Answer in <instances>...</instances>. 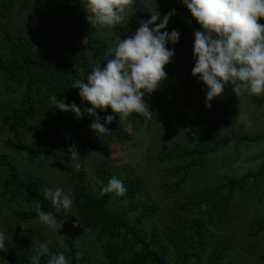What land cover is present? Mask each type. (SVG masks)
I'll return each instance as SVG.
<instances>
[{"label": "trees", "instance_id": "obj_1", "mask_svg": "<svg viewBox=\"0 0 264 264\" xmlns=\"http://www.w3.org/2000/svg\"><path fill=\"white\" fill-rule=\"evenodd\" d=\"M76 1L23 0V4L59 6ZM131 3L140 16V22L148 20L146 9L140 0H130L125 7ZM158 3L166 13L175 9L176 13L184 15L185 19L181 23L184 34L187 39L194 40L193 32L200 26L180 0H158ZM12 5L13 0H0L5 19L13 15ZM84 8L78 6L72 10ZM258 23L264 25V18L259 19ZM121 24L114 27L119 29ZM105 28L106 26H93L87 22L82 29L83 39L80 42H67L60 54L42 47L33 36L24 32L12 29L3 31L4 46L0 49V126L10 132L19 148L24 149L27 132L35 123L38 125V134L30 149L32 162L36 163L43 155H50L54 151L52 141L57 129H61L62 135L66 137L81 136L94 121L86 111L91 105L82 101L79 89L72 86L77 79L86 80L93 65H102L110 58L112 38L104 35ZM167 47L170 49L168 44ZM164 70L167 78L154 93L145 94V102L150 105L153 114L162 106L160 91H170L176 83L172 60L165 65ZM198 84L201 88L195 96L201 98L206 90L202 82ZM233 87L231 83H227L222 97H234ZM53 95L64 99L66 103H75L81 107L83 117L75 119L73 113L56 109L49 99ZM252 101L263 107L264 95H253ZM97 111L104 118L112 110L108 108L106 111ZM129 118L141 125L146 123L145 118L139 114L134 113ZM107 127L119 141L131 138L130 132L117 120ZM178 132L181 135L180 141L159 149L161 163L170 164L167 170L178 177L173 185L177 190L188 181L192 173L205 167L208 158L241 140L235 135L234 129L226 131L221 120L210 115H190L186 111H181ZM111 134H103V143L106 137L111 138ZM77 168H69L71 192L74 196L72 208L80 225L96 238L107 264H203L205 260L207 264H235L228 260L231 250L229 242L212 245L209 226L214 215H220V203L230 207L237 189L252 190L264 175L263 165L256 173L230 178L226 182L205 188L197 196L187 198L181 204L182 214L173 216L165 224L163 238H160L154 228L147 231L145 227L146 222L157 213V208L135 202L144 190L142 179L128 170L127 175L122 176L119 170L110 166L109 161L102 160L95 171L96 188L88 166L82 164ZM112 176L123 180L127 189L124 196L101 194L102 186ZM35 179L37 178L23 175L15 159L4 152L0 153V193L7 211H11L16 219L24 223L40 222L34 207L39 202L42 210L52 212L63 223L60 229L61 244L53 246L48 243L50 251L63 252L70 257V264H96L91 253L92 246L83 241V233L73 224V214L70 210L68 211L72 216L64 209L57 210L50 200L45 199L44 190ZM255 225L254 235L264 231V217ZM30 240L37 243H31ZM41 243L46 242L29 232L22 235L7 234V252H0V264H31L30 257ZM45 260L46 258H42L41 264H45Z\"/></svg>", "mask_w": 264, "mask_h": 264}, {"label": "rangeland", "instance_id": "obj_2", "mask_svg": "<svg viewBox=\"0 0 264 264\" xmlns=\"http://www.w3.org/2000/svg\"><path fill=\"white\" fill-rule=\"evenodd\" d=\"M86 2L87 0H77L59 6H24L23 0H13V15L6 19L0 7V49L4 46L3 31L12 29L33 36L42 47L60 54L67 42H80L83 39L82 29L87 24L86 12L84 9H72L86 7ZM140 3L146 9L147 19H150L149 12L157 8L161 16L166 14L161 10L158 0H140ZM134 9L133 3L125 7V19L121 28H105L104 35L112 38L110 50L115 47L117 35L126 39L134 35L140 26V16ZM184 19L183 14L176 13L170 18L166 29L169 32L175 29L180 33L178 43H168L170 49L175 51L172 62L176 71V83L170 91H160L162 106L154 114V118H145L144 125L133 122L129 117L120 122L130 132L129 140L119 141L111 134L110 139L106 137L105 146L103 134L97 135L90 128L81 136L72 137L62 135L61 129H57L52 141L54 151L50 155L46 153L35 163L31 160L30 149L35 143L38 125L35 123L27 132L24 149L19 148L10 132L0 126V153L4 152L15 159L23 175L37 178L35 180L39 182L42 190H45L43 186L46 189L60 186L65 191L71 190L69 168L78 169L77 164L88 166L89 175L96 188L95 171L102 160L109 161L110 166L119 170L122 176L127 175L128 170L144 182V190L135 202L157 208V213L146 222L145 227L147 231L154 228L160 238H163L165 224L173 216L182 214L181 204L187 198L197 196L205 188L216 186L230 178L256 173L264 165V106L259 107L253 103V95L246 93L232 98H215L211 101L210 108L205 106L206 94L201 98L195 96L201 86L198 78L191 74L194 67V40L187 39L184 34L181 24ZM181 111L190 115L213 116L223 122L226 131L234 129L235 135L241 140L218 155L208 158L205 167L192 173L188 181L177 190L173 185L178 177L167 170L170 164L161 163L159 149L165 145L172 146L181 140L178 132ZM98 115L103 123V115ZM110 115H116L115 120L119 121L118 114L111 111ZM73 144L80 160L71 161L67 152L68 147ZM4 202L0 193V231L10 235L29 232L53 246L61 244V230L50 229L41 222H21L11 211H7ZM219 210L220 215L215 214L209 226L212 245L229 242L231 250L228 260L235 264H264V231L253 234L256 230L255 223L264 217V175L252 190L237 189L232 205L227 207L220 203ZM65 212L73 214V224L83 233V241L92 246L91 253L96 264H107L96 238L80 225L73 208L70 209L71 213L68 210ZM30 242L37 243L32 240ZM203 264H207L206 260Z\"/></svg>", "mask_w": 264, "mask_h": 264}, {"label": "clouds", "instance_id": "obj_3", "mask_svg": "<svg viewBox=\"0 0 264 264\" xmlns=\"http://www.w3.org/2000/svg\"><path fill=\"white\" fill-rule=\"evenodd\" d=\"M130 0H87L85 12L90 25L114 27L125 17V5ZM191 17L200 26L194 30L192 76L205 86V106L211 107L213 99L221 97L225 85L231 83L234 94L242 96L264 95V25L258 20L264 18V0H180ZM150 19L141 21L134 35L121 39L110 50L111 58L91 67L86 80L77 79L73 88L79 89V97L91 105L87 114L94 118L90 129L97 135H110L106 126L116 115H106L103 123L97 110L108 108L118 114L119 123L132 114H139L151 120L154 114L145 102V94L154 93L167 78L164 68L175 56L174 49L167 44L179 42L180 33L167 25L176 14L173 9L161 16L158 8L150 11ZM159 21V23H157ZM154 26V27H153ZM52 104L61 112H71L75 119L83 117V110L75 103H66L53 95ZM71 161L80 160L76 146L68 147ZM79 167V164L76 165ZM127 192L124 182L112 176L101 188V194L124 196ZM44 198L59 209L70 210L74 205L71 190L56 186L44 190ZM39 221L50 229H61L55 214L44 211L39 202L35 205ZM7 233L0 231V252H7ZM70 264V257L63 252L53 253L48 243H41L30 257L31 264Z\"/></svg>", "mask_w": 264, "mask_h": 264}]
</instances>
